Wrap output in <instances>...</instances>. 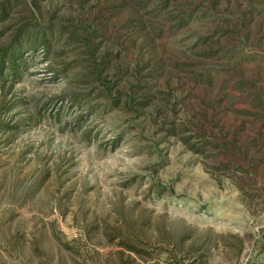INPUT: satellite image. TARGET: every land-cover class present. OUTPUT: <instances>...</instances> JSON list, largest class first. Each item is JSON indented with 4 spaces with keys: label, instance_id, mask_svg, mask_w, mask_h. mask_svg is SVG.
<instances>
[{
    "label": "rangeland",
    "instance_id": "rangeland-1",
    "mask_svg": "<svg viewBox=\"0 0 264 264\" xmlns=\"http://www.w3.org/2000/svg\"><path fill=\"white\" fill-rule=\"evenodd\" d=\"M15 50L0 264H264V0H0Z\"/></svg>",
    "mask_w": 264,
    "mask_h": 264
},
{
    "label": "trees",
    "instance_id": "trees-1",
    "mask_svg": "<svg viewBox=\"0 0 264 264\" xmlns=\"http://www.w3.org/2000/svg\"><path fill=\"white\" fill-rule=\"evenodd\" d=\"M40 38L36 39L35 38V41L34 43H40V47L42 50H44L45 52V55H47L49 53V46L47 45L48 42H47V39H46V36L44 37L43 35L39 36ZM35 47V44L34 45H31V49ZM37 47V46H36ZM31 49H29L31 51ZM18 52L15 50L13 53H10V54H6L5 56H3V58H1V62H0V76L2 75V69L3 67L5 66V63H8L9 62V67L10 69H12V71L16 74V60L18 59Z\"/></svg>",
    "mask_w": 264,
    "mask_h": 264
}]
</instances>
